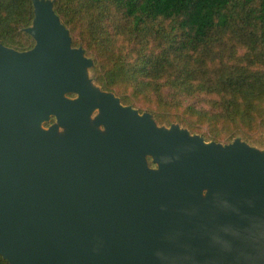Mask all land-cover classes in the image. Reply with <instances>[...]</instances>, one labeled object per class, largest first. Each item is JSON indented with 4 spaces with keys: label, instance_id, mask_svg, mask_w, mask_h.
Instances as JSON below:
<instances>
[{
    "label": "water",
    "instance_id": "water-1",
    "mask_svg": "<svg viewBox=\"0 0 264 264\" xmlns=\"http://www.w3.org/2000/svg\"><path fill=\"white\" fill-rule=\"evenodd\" d=\"M32 4L34 46L0 43V255L264 264V150L123 104L91 78L54 0Z\"/></svg>",
    "mask_w": 264,
    "mask_h": 264
},
{
    "label": "trees",
    "instance_id": "trees-1",
    "mask_svg": "<svg viewBox=\"0 0 264 264\" xmlns=\"http://www.w3.org/2000/svg\"><path fill=\"white\" fill-rule=\"evenodd\" d=\"M54 9L93 59V81L123 104L207 141L264 146V0H54ZM33 16L32 0H0V43L32 48Z\"/></svg>",
    "mask_w": 264,
    "mask_h": 264
},
{
    "label": "rangeland",
    "instance_id": "rangeland-1",
    "mask_svg": "<svg viewBox=\"0 0 264 264\" xmlns=\"http://www.w3.org/2000/svg\"><path fill=\"white\" fill-rule=\"evenodd\" d=\"M93 60V59H92ZM98 85V84H97ZM50 122V121H49ZM49 122H47V123H49ZM50 124V123H49ZM183 127V126H182ZM241 139V138H240ZM241 140H243V139H241ZM245 141V140H244ZM254 146H257V145H254ZM257 147H259V146H257ZM260 149H263L264 150V146H260L259 147Z\"/></svg>",
    "mask_w": 264,
    "mask_h": 264
}]
</instances>
